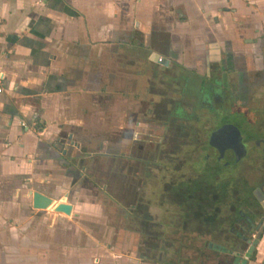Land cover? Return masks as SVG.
<instances>
[{
  "label": "crops",
  "instance_id": "obj_1",
  "mask_svg": "<svg viewBox=\"0 0 264 264\" xmlns=\"http://www.w3.org/2000/svg\"><path fill=\"white\" fill-rule=\"evenodd\" d=\"M153 26L173 29L186 57L191 43L249 48L264 0H0V264H234L231 237L194 216L172 219V247L138 257V225L106 199L102 177L126 156L110 139L129 122L123 39ZM30 191L51 204L32 208ZM240 249L243 264H264V227Z\"/></svg>",
  "mask_w": 264,
  "mask_h": 264
},
{
  "label": "flooded vegetation",
  "instance_id": "obj_2",
  "mask_svg": "<svg viewBox=\"0 0 264 264\" xmlns=\"http://www.w3.org/2000/svg\"><path fill=\"white\" fill-rule=\"evenodd\" d=\"M172 32L153 26L145 41L137 43L133 30L123 39L131 69L129 122L110 139L121 140L126 156L102 177L106 199L123 201L125 216L153 251L172 247L174 231L166 229L180 215L208 226L225 221L235 256L236 246L248 250L246 240H253L264 213L237 197L221 222L216 216L227 193L236 192L231 188L242 187L241 177L226 173L237 175L250 149L264 154V26L241 40L249 48L228 40L191 43L190 57ZM256 188L264 194V179L250 191L258 203Z\"/></svg>",
  "mask_w": 264,
  "mask_h": 264
},
{
  "label": "rangeland",
  "instance_id": "obj_3",
  "mask_svg": "<svg viewBox=\"0 0 264 264\" xmlns=\"http://www.w3.org/2000/svg\"><path fill=\"white\" fill-rule=\"evenodd\" d=\"M250 154L248 155V158H245L244 160H242V162H240L239 164V172H237V175H230L228 172L226 173V176H232V178H234V176H238L241 177L242 179V187L239 190L238 187L231 188V189H236V192H228L227 196H226V206H223L221 208H219V213L216 216L217 220H220V222L223 220L222 218L225 216V214L230 213V208L228 207L229 205L234 204L235 199L240 198L242 199V203L244 204L243 200H249L252 203V206L254 204V199L252 198L251 195V190L256 186V184L258 182H260L261 180L264 179V154H262L261 152L257 151V150H252L250 149ZM239 184V183H238ZM231 185V184H230ZM229 185H227L228 188ZM240 191H241V195H240ZM229 204V205H228ZM211 226L209 224L208 225H203V227L207 230L205 231H209L212 234L213 233H221L224 235H227V223L225 221L221 222L218 225H214ZM208 226V227H207ZM201 227V226H200ZM217 227V228H215ZM166 228V227H165ZM164 228V229H165ZM215 228V229H214ZM168 232L171 231H175V227L172 225L171 227L168 226L166 229ZM171 230V231H170ZM187 231V230H186ZM208 237L210 235H207ZM207 237V238H208Z\"/></svg>",
  "mask_w": 264,
  "mask_h": 264
},
{
  "label": "water",
  "instance_id": "obj_4",
  "mask_svg": "<svg viewBox=\"0 0 264 264\" xmlns=\"http://www.w3.org/2000/svg\"><path fill=\"white\" fill-rule=\"evenodd\" d=\"M67 139H68V137H67ZM67 145H68V142H65V138L62 140H59L57 142V144L55 145V150H56V153L58 156H60V155L65 156V151H66ZM29 194L31 196V207L32 208L44 209V208L48 207L52 202L50 197L43 195L37 191H30ZM253 194H254L256 200L258 201L262 212L264 213V194L258 188H256L254 190ZM70 209H71L70 204L66 203V202H59L52 207L53 211L61 212L63 214H69ZM254 227H255V230L257 231V234L255 235L253 240H250V239L246 240V243L247 244L250 243V244H249L248 250L245 252V257L253 249L255 241L259 237V234L264 227V216H262L260 218V220H258V222L254 225ZM236 249H237V251L234 253L235 256H234L232 262L234 264H243V261H245V260L240 259L241 258L240 256L242 254V250L238 246H236ZM151 254H152V250L149 247H147L144 244V242L140 239V241L138 243V252H137L138 257H147V258L151 259L152 258ZM160 263H162V262H160ZM157 264H159V263H157Z\"/></svg>",
  "mask_w": 264,
  "mask_h": 264
},
{
  "label": "built area",
  "instance_id": "obj_5",
  "mask_svg": "<svg viewBox=\"0 0 264 264\" xmlns=\"http://www.w3.org/2000/svg\"><path fill=\"white\" fill-rule=\"evenodd\" d=\"M2 80H3V74H2V72H0V91H1ZM21 124H23V123H21Z\"/></svg>",
  "mask_w": 264,
  "mask_h": 264
}]
</instances>
